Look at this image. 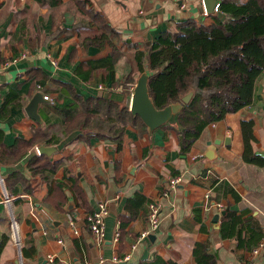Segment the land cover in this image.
Instances as JSON below:
<instances>
[{"label":"crops","instance_id":"1","mask_svg":"<svg viewBox=\"0 0 264 264\" xmlns=\"http://www.w3.org/2000/svg\"><path fill=\"white\" fill-rule=\"evenodd\" d=\"M215 14L202 0H0V176L10 198L3 202L0 187V264L20 263L16 237L21 264H203L197 246L216 264H264V250L252 257L245 248L257 233L264 240V166L244 161L241 132L243 120L253 123L252 152L264 158V77L250 106L208 125L186 153L176 117L149 132L130 111L140 76L133 53L183 21L208 26ZM98 19L115 48L82 46L79 32L98 35ZM37 93L47 97L39 120L26 112ZM58 100L71 104L56 108ZM86 107H100L93 116L101 121L67 131ZM36 133L45 140L31 144ZM39 158L56 165L45 178L30 169ZM55 181L65 184L60 208L46 200ZM100 202L108 214L98 242L84 219ZM152 202L161 205L160 222L143 237Z\"/></svg>","mask_w":264,"mask_h":264},{"label":"trees","instance_id":"2","mask_svg":"<svg viewBox=\"0 0 264 264\" xmlns=\"http://www.w3.org/2000/svg\"><path fill=\"white\" fill-rule=\"evenodd\" d=\"M98 22L94 23L100 30L98 35L87 36L79 32L82 46L94 44L100 48H115L116 37H111L112 32L103 20L98 19ZM131 61L133 70L149 74L148 91L156 109L175 103L181 105L175 122L178 143L181 152H189L208 125L250 106L255 99L264 77V0H221L210 25L183 21L177 25L176 32H164L148 48L136 50ZM108 64L106 70L111 71L112 64ZM188 94H191L188 102H182ZM55 103L56 108H60L70 106L71 101ZM107 106L113 110L112 106ZM101 113L100 107H86L79 115H71L74 117L67 131L74 130L80 123L86 129L96 125L101 120L97 121L93 115L100 116ZM253 128L251 121L241 122L243 159L264 166V158L252 152ZM42 140L45 136L36 133L31 144ZM30 169L34 175L44 177L46 171L53 173L56 165L39 158ZM64 188L63 182H52L46 200L60 208L67 202ZM72 190L80 206L87 208L76 182H73ZM237 220L231 213L224 216L225 222L234 225ZM260 238L259 233L251 236L245 248L253 249ZM4 241L0 243V251ZM193 255L203 264H216L215 258L204 253L201 246L194 249Z\"/></svg>","mask_w":264,"mask_h":264},{"label":"water","instance_id":"3","mask_svg":"<svg viewBox=\"0 0 264 264\" xmlns=\"http://www.w3.org/2000/svg\"><path fill=\"white\" fill-rule=\"evenodd\" d=\"M219 0H202L204 11L207 14H214L215 7ZM148 78L149 74L143 72L137 79L136 85L133 90L130 111L133 116H137L143 122V124L148 128L149 132H153L159 127L174 121L175 117L181 110V105L179 103L170 104L163 109H156L148 91ZM191 94H188L182 99V102L186 103L190 99ZM46 99L40 93L35 94L30 103L27 106V114L35 120H39L36 113L39 103L45 102ZM217 144V142H215ZM37 152L40 154L50 151L53 148L36 147Z\"/></svg>","mask_w":264,"mask_h":264},{"label":"built area","instance_id":"4","mask_svg":"<svg viewBox=\"0 0 264 264\" xmlns=\"http://www.w3.org/2000/svg\"><path fill=\"white\" fill-rule=\"evenodd\" d=\"M219 7V4L216 5L215 7V13L217 12ZM101 88V87H100ZM44 99H47V97H44ZM37 151V149H36ZM179 183L178 178L171 179L169 182V190H174ZM0 187L3 190V202L6 204H9L10 198L7 196L6 191L4 189V179L0 176ZM160 211H161V205L159 202H152L148 206V212L146 216V221H147V229L144 233H142L141 236L145 237L151 233H153L160 222ZM108 214V210L106 207V204L104 202H100L97 205L96 210H94L92 213H88L85 216L84 222L93 237L98 241L101 242L103 240L104 236V220L105 217ZM69 227L71 229V232L73 234H77V228L73 222V217L69 216ZM118 238V233L115 234V239ZM15 245L16 248L18 249L19 253V259L21 264V251H20V243L16 237L15 239ZM262 250H264V240H261L260 242L257 243V245L251 250L252 257H256ZM50 260L52 258H49ZM244 264H255L253 260H249L245 262Z\"/></svg>","mask_w":264,"mask_h":264}]
</instances>
